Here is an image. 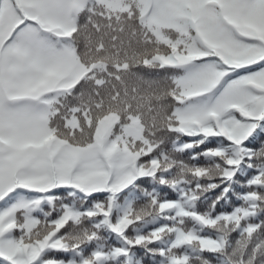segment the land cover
<instances>
[{
    "label": "snow or ice",
    "instance_id": "1",
    "mask_svg": "<svg viewBox=\"0 0 264 264\" xmlns=\"http://www.w3.org/2000/svg\"><path fill=\"white\" fill-rule=\"evenodd\" d=\"M0 264H264V0H0Z\"/></svg>",
    "mask_w": 264,
    "mask_h": 264
}]
</instances>
